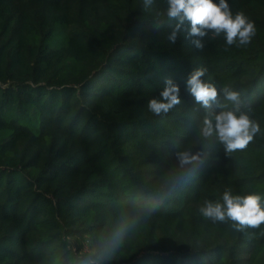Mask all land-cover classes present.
Returning a JSON list of instances; mask_svg holds the SVG:
<instances>
[{
  "label": "trees",
  "instance_id": "16d2710c",
  "mask_svg": "<svg viewBox=\"0 0 264 264\" xmlns=\"http://www.w3.org/2000/svg\"><path fill=\"white\" fill-rule=\"evenodd\" d=\"M227 2L251 42L198 51L168 41L174 21L157 27L165 0H0V264H84L124 219L136 225L103 264H264V224L238 232L199 211L226 189L264 201V0ZM197 67L259 123L246 149L201 136ZM168 78L181 103L157 116L147 104ZM185 150L209 154L190 183Z\"/></svg>",
  "mask_w": 264,
  "mask_h": 264
},
{
  "label": "clouds",
  "instance_id": "9594fccd",
  "mask_svg": "<svg viewBox=\"0 0 264 264\" xmlns=\"http://www.w3.org/2000/svg\"><path fill=\"white\" fill-rule=\"evenodd\" d=\"M154 3L155 0H143L144 10L151 9ZM165 3L166 8L156 13V22L159 28L165 18L174 21L167 36L171 44H175L181 34H184L194 49L202 51L205 48V38L216 39L223 35L228 46H242L250 43L255 35L254 23L243 12L233 15L227 0H165ZM206 72V68L197 67L186 81L187 90L195 103L206 110L200 134L204 139L214 136L223 145L226 154L242 151L260 132V125L250 118L247 111L239 108V92L227 86L218 90L214 84L202 79ZM221 92L223 99L236 105L235 108L226 109V105L217 104ZM179 94V85L168 78L159 98L148 101V109L157 116L167 114L181 103ZM214 104L221 110L212 111ZM175 155L181 169L180 178H186V183H190L209 154L185 150L178 151ZM158 206L159 204L152 206L148 212L154 213ZM199 211L204 218L213 222H233L232 227L238 232L248 228L256 229L264 224V201L255 193L233 195L230 189H226L222 202L206 200ZM135 225V220H122L101 249L93 250L84 257V264H103L104 260L110 259L123 246L125 237Z\"/></svg>",
  "mask_w": 264,
  "mask_h": 264
}]
</instances>
